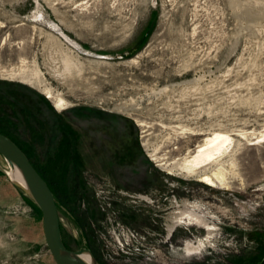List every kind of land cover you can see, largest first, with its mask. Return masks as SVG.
Here are the masks:
<instances>
[{
	"label": "rangeland",
	"instance_id": "obj_1",
	"mask_svg": "<svg viewBox=\"0 0 264 264\" xmlns=\"http://www.w3.org/2000/svg\"><path fill=\"white\" fill-rule=\"evenodd\" d=\"M0 130L52 188L69 248L101 264H264V142L249 145L264 133V0H0ZM214 131L240 143L229 189L159 165ZM10 169L0 154V264H57ZM182 208L211 228L175 225ZM123 227L139 234L129 254Z\"/></svg>",
	"mask_w": 264,
	"mask_h": 264
},
{
	"label": "bare ground",
	"instance_id": "obj_2",
	"mask_svg": "<svg viewBox=\"0 0 264 264\" xmlns=\"http://www.w3.org/2000/svg\"><path fill=\"white\" fill-rule=\"evenodd\" d=\"M52 28L61 34V41L67 43L69 47L78 49L88 55L95 54L94 52L84 48L77 41H74L56 23L53 24ZM95 55L104 59L107 57L103 54ZM16 75H19L22 79H26L29 82L32 80V74H27L26 71L11 73V76L13 77ZM39 80L42 82L40 77ZM43 90L46 92L48 98L52 99L57 109L63 110L69 106V103L64 98L54 93L48 87H45ZM261 142H264V133L256 136L253 141L249 142V145H257ZM239 145V140L234 138L232 134L223 131H214L206 136L193 151L189 150L181 159L180 163H176L172 167H169L164 162H160L159 165L173 175L182 174L187 177H195L198 181L211 187L229 189L230 179L228 171L230 170L234 172L233 168L234 165H236L234 161V154L236 153ZM228 157L229 159H227ZM8 177H10L12 181L24 186V180L18 168H11L8 171ZM175 220V225L186 221L189 224L205 225L207 228H211L199 214L188 208L180 209L177 219ZM189 246H191V251L199 250V247L196 245Z\"/></svg>",
	"mask_w": 264,
	"mask_h": 264
},
{
	"label": "water",
	"instance_id": "obj_3",
	"mask_svg": "<svg viewBox=\"0 0 264 264\" xmlns=\"http://www.w3.org/2000/svg\"><path fill=\"white\" fill-rule=\"evenodd\" d=\"M0 154L10 168H18L24 186L15 182L40 208L46 245L57 264H101L88 248L71 249L63 238L55 195L25 151L8 135L0 132Z\"/></svg>",
	"mask_w": 264,
	"mask_h": 264
},
{
	"label": "built area",
	"instance_id": "obj_4",
	"mask_svg": "<svg viewBox=\"0 0 264 264\" xmlns=\"http://www.w3.org/2000/svg\"><path fill=\"white\" fill-rule=\"evenodd\" d=\"M105 188V191L103 190L102 192L97 193L102 200H104L105 196H108L109 193V187L106 185ZM138 236L139 234L136 231L123 227L120 233L114 236V246L118 252L129 254L130 251H132V246L134 245L133 240H138Z\"/></svg>",
	"mask_w": 264,
	"mask_h": 264
},
{
	"label": "trees",
	"instance_id": "obj_5",
	"mask_svg": "<svg viewBox=\"0 0 264 264\" xmlns=\"http://www.w3.org/2000/svg\"><path fill=\"white\" fill-rule=\"evenodd\" d=\"M0 132H2V133H4L3 131H1L0 130ZM9 136V135H8ZM40 172V171H39ZM41 174V173H40ZM42 175V174H41ZM43 176V175H42ZM44 177V176H43ZM50 186V185H49ZM51 188V187H50ZM52 189V188H51ZM53 191V190H52ZM30 198V197H29ZM30 200H31V202H33V200L30 198ZM37 208H39L38 206H37ZM39 210H40V208H39Z\"/></svg>",
	"mask_w": 264,
	"mask_h": 264
}]
</instances>
